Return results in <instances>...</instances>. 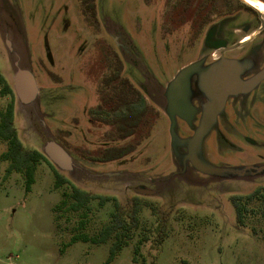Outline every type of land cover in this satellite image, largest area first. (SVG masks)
Returning a JSON list of instances; mask_svg holds the SVG:
<instances>
[{
  "label": "rangeland",
  "instance_id": "obj_1",
  "mask_svg": "<svg viewBox=\"0 0 264 264\" xmlns=\"http://www.w3.org/2000/svg\"><path fill=\"white\" fill-rule=\"evenodd\" d=\"M94 5L92 16L82 13L79 0H0V74L13 90L16 70H29L38 88L29 105L0 94V112L13 100V124L23 147L43 153L52 141L73 161L70 172L40 162L26 190L23 174L5 176L9 164L1 155L7 145L0 141V264H106L112 240L93 245L72 239L97 235L114 204L100 207L92 200L91 213L81 220L79 213L56 209L71 186L112 198L125 213L135 203L139 207V228L109 264H264V203L247 205L242 225L231 203L264 189V148L239 140L228 145L209 134L199 155L204 163L251 167L255 173L205 175L192 167L186 147L173 143L174 137H192L197 123L172 129L166 116L167 88L207 51L203 38L209 22L229 19L234 29L253 23L245 10L264 13L239 0H94ZM118 61L121 75L153 109L137 133L123 141L103 125L104 115L90 113L101 105L102 87L113 86L115 81L107 85L106 79ZM239 128L251 141L264 136L263 123ZM214 131L226 138L220 119ZM127 145L135 150L121 160L93 161L105 149ZM233 146L239 148L237 160L225 159ZM55 171L67 184L55 187Z\"/></svg>",
  "mask_w": 264,
  "mask_h": 264
},
{
  "label": "trees",
  "instance_id": "obj_2",
  "mask_svg": "<svg viewBox=\"0 0 264 264\" xmlns=\"http://www.w3.org/2000/svg\"><path fill=\"white\" fill-rule=\"evenodd\" d=\"M82 13L95 14L94 0H79ZM119 62V61H118ZM122 64L119 62L115 72L107 76V85L113 83L112 87L103 86L99 92L101 94V105L95 110H90L97 115H104L103 125L113 128L116 141H123L134 136L144 123L147 115L153 112L151 106H148L144 96L122 75ZM106 91V92H105ZM0 94L10 96L14 99V93L9 87L2 75L0 74ZM14 103L10 102L4 111L0 112V141L5 142L7 150L1 155V160L8 162L5 176L11 173H21L25 177L26 190L34 183V172L36 166L40 162L51 164L43 153L38 151L26 150L18 139L16 129L14 127ZM135 150L133 145L111 147L105 149L103 153L93 159L94 162L106 163L117 161L125 158ZM55 187L59 188L67 184V180L60 176L56 171ZM92 200H97L98 205L102 207L105 203L112 201L114 211L110 214V221L105 225L97 235L88 237L86 235L74 236L72 242L82 241L93 245H101L109 240L112 244L109 250V257L106 264L111 263L118 253L128 246V242L132 240L135 230L139 228L140 222L137 217L139 207L135 203L133 210L123 212L118 203L109 197H95L91 194L81 191L71 186L70 193H64L63 199L56 207L58 210L66 209L73 213H79L81 220H84L91 213L89 206ZM254 201L264 203V189L259 188L246 197L231 198V203L235 210L236 222L243 224V217L248 212L247 205ZM86 221H81V227L85 226ZM146 240V239H145ZM163 238L157 239L160 245ZM138 253V248L134 250V254ZM136 261V259L134 260Z\"/></svg>",
  "mask_w": 264,
  "mask_h": 264
},
{
  "label": "flooded vegetation",
  "instance_id": "obj_3",
  "mask_svg": "<svg viewBox=\"0 0 264 264\" xmlns=\"http://www.w3.org/2000/svg\"><path fill=\"white\" fill-rule=\"evenodd\" d=\"M245 12L252 14L254 21L251 24H243L239 28L229 29V19L222 23L209 22L203 38L208 46L207 51L201 59L195 62L197 71L189 79L188 102L194 110V114L190 118L191 124L188 125L186 117L179 116H175V123L176 125L183 124L188 128L196 123L198 125L203 109L211 102L210 93L215 92L217 88L222 91L232 88V93L224 100L223 110L216 116L215 124L209 133L210 136H213L214 141L217 136H220L228 145L233 144L234 140H239L249 142L252 147L263 149L264 136H260L259 142L251 141L245 134H242L239 128V125L251 121L264 125V15H259L251 10H245ZM238 33H251L255 37L240 39ZM246 42L250 44L247 49L240 47ZM237 49L242 50L241 53L238 52V56L231 57ZM214 52H218L217 55ZM227 62L233 64L229 70L225 69ZM210 68H219V70L212 69L210 71ZM261 73L263 75L256 84L246 85ZM168 103L166 92V116L170 120ZM222 113L225 114L224 121ZM219 119L225 125L226 138L220 131L211 133ZM233 147L229 148L230 155H226L229 157H225V159L234 158L237 160L236 152L238 151L236 149L239 150V148Z\"/></svg>",
  "mask_w": 264,
  "mask_h": 264
},
{
  "label": "water",
  "instance_id": "obj_4",
  "mask_svg": "<svg viewBox=\"0 0 264 264\" xmlns=\"http://www.w3.org/2000/svg\"><path fill=\"white\" fill-rule=\"evenodd\" d=\"M232 62H227L225 69L229 70L232 67ZM218 71L219 68H210ZM197 71V64L194 63L184 68L178 76L169 84L167 88L169 117L172 121V129L175 127V116L186 117L188 125L191 124L192 115L194 114L193 107L188 102L189 79ZM214 71V72H215ZM263 74L257 75L246 85L252 86L257 83ZM232 87V86H231ZM219 91V92H218ZM232 88H227L222 91L218 88L215 92L210 93L211 102L203 109L201 119L198 126L195 128L192 137L178 140L173 138L174 145L183 146L187 149L186 158L190 161L192 167L199 173L211 176H226L231 175L236 178H241L255 173V169L244 167L242 169L218 168L207 163H204L200 158L203 142L210 130L213 128L216 116L223 110L224 100L226 96L232 93ZM13 93L21 105H29L33 103L38 95V88L33 74L26 69H17L13 79ZM213 96V99H212ZM44 156L58 170L62 172H70L73 168L72 158L67 152L57 145L55 142H48L43 149ZM258 172V171H257ZM143 193H149L143 191ZM152 194V193H150Z\"/></svg>",
  "mask_w": 264,
  "mask_h": 264
},
{
  "label": "bare ground",
  "instance_id": "obj_5",
  "mask_svg": "<svg viewBox=\"0 0 264 264\" xmlns=\"http://www.w3.org/2000/svg\"><path fill=\"white\" fill-rule=\"evenodd\" d=\"M259 13H264V0H239Z\"/></svg>",
  "mask_w": 264,
  "mask_h": 264
},
{
  "label": "crops",
  "instance_id": "obj_6",
  "mask_svg": "<svg viewBox=\"0 0 264 264\" xmlns=\"http://www.w3.org/2000/svg\"><path fill=\"white\" fill-rule=\"evenodd\" d=\"M211 131V130H210ZM210 133V132H209Z\"/></svg>",
  "mask_w": 264,
  "mask_h": 264
}]
</instances>
